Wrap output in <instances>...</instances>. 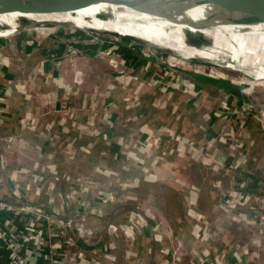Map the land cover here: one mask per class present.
<instances>
[{
    "label": "built area",
    "instance_id": "2783aa9c",
    "mask_svg": "<svg viewBox=\"0 0 264 264\" xmlns=\"http://www.w3.org/2000/svg\"><path fill=\"white\" fill-rule=\"evenodd\" d=\"M76 72L79 73L81 70H77ZM196 77L197 75L191 72V70H184L181 67L177 72L170 75V78L162 86L161 91L164 93L175 91L187 100H193L195 103L197 99L196 83L198 78L220 83L225 86L218 105L209 109V111L207 110L203 114L204 123L200 125L199 137L203 140V146L206 152H204V155L202 154L201 157L204 156V158H207L208 162L211 163L210 169L213 175L221 178L230 176L233 181L232 183H235L237 187L221 193L217 199L215 209H219L228 217L233 218L235 217V213L232 214V212L237 211L238 215L244 218L243 220L246 224L255 226L261 233L264 230V193L247 191L245 182L238 178L234 180L233 177L238 176L241 170L245 168L244 166L250 159V151L254 144L253 139L247 135V128L244 126V122L248 118H253L260 121L262 127H264V105L250 101L248 93L246 92L247 88L237 86V82L225 80L209 73L201 77ZM231 86L236 88V92L229 90ZM3 106H5V104H3ZM138 108L142 110L143 106L140 105ZM5 111L2 107L0 108V113H6ZM48 111L72 122L81 116L89 118V121L94 118L92 121L95 120L97 122V120H101L106 124V127L116 115V113L110 112L87 113L85 110H80L79 108L69 105L66 101H56L53 106H50ZM216 123L218 128L214 126ZM231 124H233V126ZM182 131L185 137H181L177 140L178 150L191 144V139L189 137L191 131L188 129H183ZM103 135L106 140H108V145L112 148L113 154L105 151L101 153V156L104 158H106V156H111L114 159L121 160V155L124 152L123 147L121 143L114 140L109 126L103 132ZM227 136L229 137L228 150L226 153V157L228 158H223L222 160L216 159L213 155L215 149L212 148H217L221 143H225V141H227ZM156 137V130L146 127L141 130L139 134L134 146V152L129 153V157L131 158L129 161L139 168V175L148 180L158 179L156 173L153 171L155 167L147 165L144 159L145 152L155 141ZM52 138H45L47 142L46 147L51 148V150L48 151L46 148L44 150L41 149V146L38 144L31 147L28 142L22 138L19 132L0 134V169L7 163L4 153L2 152L5 148L10 150L17 148L18 152H22L23 150L24 152L35 150V152L31 154L36 153V160H34V163H28L31 169H29L30 176L28 177L26 187L21 189L19 185L14 183L11 191L15 198L14 201H9L7 198L0 196V213L5 212L11 214L17 221L14 227L13 224L10 223V218L0 221V242L7 252L8 264H32L27 255L21 252L19 244L20 237L25 240H34L38 248L47 246L49 249V258L51 256V251L53 254V250H51L53 244L55 248L60 250L64 248L65 250L67 247L77 245V241H80L87 246H99L100 251L103 252V256L110 260L114 258L112 251L116 247L114 238L117 237V235L121 234V236L127 238L129 242H132L138 234L142 233L144 230H149L152 239L157 241L163 240L162 233L160 235L158 231V228H160L159 222H151L150 218L142 212L138 204L133 206L134 217L130 221L121 223L110 222L107 224L106 231L111 236L110 241L103 242L101 239L94 240L93 238L98 237L101 232H99L98 229H93L89 225V220L92 216L98 215L101 206L110 205L117 200V196L110 189H98L94 195L95 204L90 205L85 200H82L83 204L81 202L79 205L80 207L75 208L72 207L71 201L66 195L60 194L62 197L60 209L57 210V212L60 211L62 215H56V218H53L41 206L28 202L26 197L28 196L30 187H34L39 183L41 178L45 179V188L48 192L58 191L57 184L61 181L62 173H59L55 164L52 163L53 154L55 152H53V150H56L52 147V145H55L51 140ZM60 152L66 154L68 156L67 159L70 158L75 160L74 156L76 153L73 147L65 145L60 148ZM146 154L149 156L148 152ZM29 167L21 166V171ZM125 167L123 166L125 169L128 168L127 166ZM93 168L95 174H116V172L112 171L110 168L101 169L98 166ZM139 175H134V178L125 182H119L116 179V184L121 187H128L129 189L134 187L135 189L140 183ZM80 178L84 180L83 191L85 193L89 189L91 181L85 176L84 178L82 176ZM4 186H6V182L4 179L0 178V188ZM189 193L190 190L187 189L184 194V202L191 208L196 204V194L195 197L192 198ZM136 198L137 196L135 195L134 200H136ZM196 217L204 228L207 229L211 226L207 218L198 214ZM50 222L54 224V227L47 225V223L49 224ZM18 225L20 226L19 228L17 227ZM51 239L55 240L53 244L51 243ZM175 239L174 241L171 239V241H169V246L164 248V252L162 253L164 258L161 264H182L186 258H188V264H193L191 262L192 260H189L190 257H188L189 254H192V248L188 249V244H185L180 238ZM81 254L80 252L79 255ZM235 261L236 258L234 255L229 254L226 257L217 255L213 259L203 258L200 264H236ZM95 263L104 264L100 263L98 260H96Z\"/></svg>",
    "mask_w": 264,
    "mask_h": 264
},
{
    "label": "trees",
    "instance_id": "16d2710c",
    "mask_svg": "<svg viewBox=\"0 0 264 264\" xmlns=\"http://www.w3.org/2000/svg\"><path fill=\"white\" fill-rule=\"evenodd\" d=\"M225 87L220 83H215L211 81H201L197 82V99L194 103L193 100L186 102L184 105L182 96L177 92H159L155 91L150 97L148 94L145 97H150V102L144 105L145 97L140 104L143 106L142 110H139V106L130 108V109H121L118 114H116L108 126L111 128L113 138L116 142L121 143L124 152L121 155V160L131 159L129 157L130 152H134V146L136 141L141 133V130L146 127H150L156 130L157 137L151 146L145 152L144 159L146 160L147 165H153L155 169L165 167L167 170H172L174 176L178 182L179 187L172 188L164 182H158L155 180H148L140 176V182L142 184H148L149 182L153 183L154 186H158L161 189V202L160 206L162 209L170 208L177 210L182 216L178 219L174 218L172 223L177 225L180 229L185 227L189 230V235L191 237V244H188V249L192 248V254H189V260L191 259L193 264H200L203 258L213 259L215 256L226 257L229 254L234 255L236 258V264H257L261 261L264 264V247L261 250L259 257H253L256 255V251L252 252L251 249H254V240L257 239L255 236H252L248 240L241 238L231 237L227 238L225 235L231 232L232 228L241 224H246L244 218L238 215V212L235 213V217H228L225 213L219 211H211V204L215 199L220 196L222 191V178L216 175H213L212 170L210 169L211 163L208 162V159L201 157L206 152L203 146V140L199 137L200 125L204 123V113L210 108L214 107V104L222 98V89ZM213 106V107H212ZM159 118H155L158 117ZM91 119V118H90ZM94 118H92L93 120ZM89 121V118L81 116L76 118L75 121H68L61 118L59 115L51 118V121L39 124L36 121H30L28 127L32 129V132H36L38 135L43 138L49 137L52 138V142L55 145H52L56 149L57 153H60V156L63 159H66L68 156L63 152H60V148L69 145L75 149V158L79 156H85L89 164L92 167H100L101 169L109 168L105 160H101L100 154L108 151L113 154L112 148L108 145V140L103 135L104 124L103 121L94 120ZM251 120H256L253 118H248L244 122V126L247 128ZM92 121V122H91ZM10 122V121H9ZM8 122V123H9ZM17 122L12 121L9 124H12L15 129L18 127ZM39 124V125H38ZM40 126L39 129L36 126ZM233 126V124H231ZM108 126L106 128H108ZM105 128V129H106ZM184 128L190 130V139L191 144L180 150H178L177 140L181 137H185ZM51 133V135L44 134ZM47 139V138H46ZM225 143H221L213 151V155L216 159H223L221 154H226L228 150V140L229 137H226ZM111 150H110V149ZM149 153V156L146 153ZM226 152V153H225ZM223 154V155H224ZM89 155V156H87ZM206 156V155H205ZM161 159V160H159ZM130 162V161H129ZM131 169L139 172V168L135 166L132 162ZM110 165V163H109ZM186 168H193L197 171L199 168L201 171H205V174L209 177H206V182H201L203 174H197L195 182L186 180L184 177V172ZM31 168L22 169L20 171L21 176L24 180H28L30 176ZM111 169V168H110ZM17 170V169H16ZM158 170V169H157ZM45 179L41 178V183ZM62 183V181H60ZM59 183V184H60ZM67 191H52L48 192L45 189V194L48 195L56 209H60L61 195H66L71 202L81 203L85 193L83 191L84 180L80 177H72L71 179H66L64 182ZM140 183V184H141ZM46 187V186H45ZM190 190V197L194 198L196 194V204L189 208L184 202V194L186 190ZM158 191V190H157ZM159 192V191H158ZM160 193V192H159ZM61 194V195H60ZM137 196L134 193V196ZM139 204L137 200H134V204ZM177 205L178 207H175ZM159 206V205H158ZM172 206V207H170ZM141 208V207H140ZM150 219L153 218V214L146 208H141ZM170 210V211H172ZM216 210V209H215ZM184 212V214H183ZM104 213H106L104 211ZM133 209L129 211L128 214L123 217V220L130 221L133 219ZM201 215L204 218H207L211 226L209 228H204L199 221L197 220L196 215ZM209 217H208V216ZM177 220L178 222H175ZM154 243L148 245L147 251L164 252V248L169 246V241L167 243L165 240L157 241L153 239ZM134 246H136L134 244ZM253 254V255H252ZM130 259L134 258V264L139 261L141 256V251L134 247V249H129L127 254ZM162 256V255H161ZM164 258V257H163ZM162 258V259H163Z\"/></svg>",
    "mask_w": 264,
    "mask_h": 264
},
{
    "label": "crops",
    "instance_id": "0c3cea01",
    "mask_svg": "<svg viewBox=\"0 0 264 264\" xmlns=\"http://www.w3.org/2000/svg\"><path fill=\"white\" fill-rule=\"evenodd\" d=\"M23 33V32H22ZM15 36L21 37L19 34H14ZM12 35V36H14ZM18 36L15 39H18ZM20 41H12L10 43L9 41L3 42L1 44L0 42V108L6 112V113H0V134H8V133H20L22 138L28 142V144L33 147L35 144H38L41 146V149H47L48 151L51 150V148H47V142L45 141V138L38 135L36 132H32V129L28 127V124L30 121H36L39 124L46 123L51 121L50 118L56 117L57 114L49 112V104H48V94L50 92H54L55 90H60V92H63L64 84L72 79V75L74 74V71L70 68H68L64 63V56L65 53H63L61 50L50 48V49H42L39 44L34 40L33 42V48H28V45H25L27 38H19ZM52 44L54 43L51 41ZM23 43V44H21ZM20 44V47H19ZM27 46V48H26ZM13 47H15L17 50L14 51ZM102 48L96 49V51L101 50ZM139 49V50H138ZM95 51L94 55L97 54ZM17 54L16 60L12 59L10 57L11 54ZM142 49L136 48L134 50V66L140 65L141 62L144 61V58L141 57ZM32 55H38L37 59H35L31 65L25 68V60L27 58H31ZM64 55V56H63ZM67 60V58H66ZM89 60V59H88ZM64 81V82H63ZM203 81V78H198L197 82ZM209 81V80H205ZM197 86V83H196ZM23 87V89L19 88ZM225 87V86H224ZM233 92H236V88L234 86H231L230 89ZM223 91V89H222ZM162 92V91H161ZM153 94H151L152 96ZM180 95V94H179ZM150 96V97H151ZM181 96V95H180ZM146 98L144 101V105L146 106L147 103L150 102V99L152 98ZM150 98V99H149ZM184 105L186 106V102L189 103V100L184 98L182 96ZM147 102V103H146ZM219 100L214 104V107L218 105ZM5 104V106H3ZM26 104V106H25ZM264 105V102L263 104ZM213 107V106H212ZM211 109V108H210ZM119 112V111H118ZM118 112L116 114H118ZM15 121L18 124V127L15 129L13 128L12 124H9L10 122ZM9 122V123H8ZM38 124V125H39ZM36 126L37 129L40 128V126ZM215 128H218L217 123L214 125ZM106 126H103L104 131ZM187 129V128H186ZM247 135L248 137L252 138L254 141V144L250 151V159L244 166L245 168L241 170L240 174L238 176L233 177V179H240L245 182L246 190L247 191H254V192H260L261 194L264 193V127H262V124L258 120H251L249 122V126L247 127ZM111 136V134H110ZM113 136V134H112ZM38 140V141H36ZM118 149V148H116ZM12 150V149H11ZM35 152V150L26 151L24 150L22 152H18V149L14 148L12 150V153H9L7 155V163L6 165L0 169V178L4 179L6 182V186L0 188V196H3L4 198H7L9 201H14L15 198L12 194V187L14 183L16 185H19L21 189H24L26 187L28 180H24L23 176H21V166L29 167L28 163H34V160H36V153L31 154ZM226 153V152H225ZM224 154V153H223ZM221 154L223 158L227 159L226 154ZM100 159L105 160L104 157L100 154ZM66 159H63L60 156V153H57L55 150L53 154V160L52 163L55 164L57 170L59 173H62L59 163L63 162L65 163ZM77 160L76 162L71 163L70 165L77 168H80L77 162L86 160L85 156H79L75 158ZM24 164V165H23ZM28 165V166H27ZM30 168V167H29ZM17 169V170H16ZM114 169L117 170L118 174H121V169L119 167H115ZM124 169V168H123ZM158 169V170H157ZM156 170L160 172L161 178L163 179L162 182L166 183L172 188L176 187V184L174 183L175 174L170 169L167 170L166 168H157ZM20 170V171H18ZM128 169H126L127 171ZM131 172L134 173L135 176L139 175V172L136 170L130 169ZM64 174V175H62ZM61 174V181L62 183L57 184L58 191H67V187L64 182H66V179L72 178V177H83V175H86V173L82 172L79 175L76 173H73V175H66L65 172ZM104 176L108 175H99V181L96 183H92L89 186V189L85 192V196L83 200H85L88 204L93 205L94 202V195L95 192L99 189H110L116 196L117 200L110 204V205H104L99 208L98 215L92 216L89 220V225L95 229L99 230V236L94 237V240H103V242H107L111 240V236L106 231V226L108 223H121L125 222L120 221L118 218L116 219L115 215L116 212L120 209L122 210L123 205H128L133 208L134 205V191L137 194V197L139 196V188L140 183L137 188L132 191L131 189L124 192L120 185H117L113 180L111 182L106 179ZM103 177V178H101ZM46 178V177H45ZM173 180V183L170 180ZM104 180H108L104 183ZM222 191L221 193L227 192L231 188H235V183H232V178L230 176L222 178ZM258 181V182H257ZM100 182V183H99ZM260 182V183H259ZM103 184V185H102ZM107 185V186H106ZM38 186V187H37ZM45 186L46 183L41 182L37 183L34 187H30L28 196L26 199L30 203L37 204L41 206L46 212H48L53 218H56V215H62V213L59 211L57 212L56 205L48 199V195L45 194ZM121 187V191H113L114 188L117 189V187ZM37 187V188H36ZM237 188V187H236ZM123 190V191H122ZM220 193V195H221ZM218 199V198H217ZM217 199L213 201L211 204L210 210L211 211H219V209L215 210V205L217 202ZM139 204H141L140 201H138ZM83 204V202H82ZM71 205L73 208L80 207L79 203L77 202H71ZM84 206V205H82ZM140 206V205H139ZM141 208L148 209V206H144L142 203ZM151 208V207H150ZM157 208L154 210H149L153 214V218L150 219L151 222H156L155 220L158 217L157 214ZM104 211L106 213H104ZM156 211V212H155ZM59 213V214H57ZM208 216V215H207ZM209 217V216H208ZM6 218L11 219V224L14 225L17 224L16 218L12 216L11 214H7L5 212L0 213V221L4 220ZM158 220H160L158 218ZM161 228L164 227L166 232H162L165 234V242L170 241L172 238H179V234H176V232H173L171 230V226H175L172 222L168 220H163V222L160 220V223H158ZM45 225V224H44ZM48 226L54 227V224L50 222L47 223ZM20 227L19 225L17 226ZM255 227V226H251ZM230 233V232H229ZM228 233V234H229ZM170 237H169V235ZM262 236H264V230L261 232ZM256 235V234H255ZM260 235L257 236V239L254 240V249H251L252 252L256 251V255L252 254L253 257H259V254L261 250L264 247V237ZM231 238V237H230ZM256 238V236H255ZM170 239V240H169ZM115 249L112 251V254L114 256L113 260L108 259L107 257L103 256V252L100 251L99 246H87L81 243L80 241H77V245L73 247H67L60 250L58 248H55V245L53 242L55 240L51 239V243L53 244V247L51 250H53V254L51 251L50 258L49 255V249L47 246H44L43 248H38L37 244L34 240H25L24 238H19V244L21 248V252L26 254L29 260L32 264H96V260H98L100 263L104 264H134V258L130 259L128 258V250L137 248L141 251V256L139 257V261L135 264H161L163 254H160V252H152L150 253L147 251L148 245H152L154 243L151 234L149 230H144L142 233L138 234L136 238L129 242V240L123 236H120L119 238L115 237ZM46 244V243H45ZM134 244L136 246H134ZM42 247V246H41ZM82 253L79 255V253ZM189 256V255H188ZM0 264H8V257L7 252L3 248L2 243L0 242ZM182 264H188V258L184 260ZM257 264H263L261 261L257 262Z\"/></svg>",
    "mask_w": 264,
    "mask_h": 264
},
{
    "label": "water",
    "instance_id": "95a60500",
    "mask_svg": "<svg viewBox=\"0 0 264 264\" xmlns=\"http://www.w3.org/2000/svg\"><path fill=\"white\" fill-rule=\"evenodd\" d=\"M95 3L124 5L170 20L185 17L189 10L199 8L198 20L191 21V18L186 16V19H181L182 22L201 29L217 31L222 35L225 34V30L238 31L233 25L251 27L264 24V0H0V14L28 11L64 12ZM186 31H188L187 35ZM111 34L145 46L146 51L141 53L144 61L134 66L130 72L115 75L110 81L95 84L96 86H88L85 83L82 71L74 72L72 79L64 84L63 92L55 90L48 94L49 106H53L56 101H66L69 105L87 113H117L124 108L130 109L140 105L148 94L151 96L155 91L161 92L170 75L181 68L173 62V58L184 59L182 62L194 59V56L180 55L168 46L150 42L141 36L121 34L116 31H111ZM208 38L211 42L214 40L202 32L185 30L182 42L187 48L200 49L209 46ZM19 88L23 89V87Z\"/></svg>",
    "mask_w": 264,
    "mask_h": 264
},
{
    "label": "rangeland",
    "instance_id": "374dc122",
    "mask_svg": "<svg viewBox=\"0 0 264 264\" xmlns=\"http://www.w3.org/2000/svg\"><path fill=\"white\" fill-rule=\"evenodd\" d=\"M16 24L18 25L17 30L10 31L4 37L0 36L1 44L9 40L20 41L19 38H25V39L27 38L25 45L29 44L28 48H33L34 40L39 44V46L42 49H50V48L56 49L55 47H57L58 50H61L63 53H65V56L63 55L65 65L68 68L72 69L74 72H76L77 70H81L84 74L83 79L85 83H87L88 86H93V85L96 86L95 84H102L104 82L106 83L110 81L115 75H118V74L123 75V74L130 72L132 68L134 69V50L136 48H140L142 49L143 52L146 51L145 46L139 43L130 41L124 37L115 36V35L105 36L102 34L93 33L84 28L76 27L70 24L55 26L52 32H47L43 34H40V32L35 31L34 28H32L34 26H28V23H24L21 20H17ZM0 28L4 29V28H8V26L0 24ZM14 34H19L21 37L17 35L18 39H15L17 36H15ZM187 34H188V31H186V35ZM208 40L209 41L207 42V45H211L213 43V40L212 42L210 38H208ZM12 41H9V42L12 43ZM51 41H53L54 43L52 44ZM19 47H20V44H19ZM98 48L99 49L102 48V49L99 51H96V49ZM13 50L16 51L17 49L13 47ZM95 51L97 52L96 55H94ZM10 57L16 60L17 54L16 53L11 54ZM37 57L38 55H32L31 58H27V60H25V68L31 65L32 62L35 59H37ZM173 60H174L173 62L180 65L184 70H191V72L197 75V77H201V76L206 75V73L207 74L209 73L219 78H223L225 80H229V81L232 80L234 82H237L239 83V84L236 83L237 86H243L247 88L246 92L248 93V97L250 101L255 102L256 104H262L264 102V79L261 81L260 80L255 81L252 77H249L240 71L232 70L227 67L218 66L215 63H212L209 61H200V60L198 61L195 58L187 59L186 61H183V62L182 60L184 59L179 60V59L173 58ZM155 118H159V116ZM46 133L47 131L44 134ZM47 135H51V133H47L46 136ZM46 138L49 139V137H46ZM54 151L55 150H53V152ZM2 152L4 153V157L7 160V155L9 153H12V150L5 148L4 150H2ZM122 157H124V155H122ZM64 161L65 163L63 162L59 163V166L61 168L60 170L63 171L62 173L65 172L66 175H70L71 173H72L71 175H73V173L83 175L80 173L84 172L86 173V175H83V176L89 178L92 183H95V181L97 183L99 181V178H98L99 174L94 173L93 171L94 168L89 164L88 160H84V161L80 160L79 162H77L80 168H77L78 166L73 167L70 165L71 163L76 162L77 160L66 158V160ZM105 162L107 166H110L109 168H111L112 171L116 172L115 175L110 174L108 176H104L106 179L109 180L110 178L116 183V179L119 182H125V181H129L132 178H134V173L130 171V169L132 168L130 164L131 162H129L128 160H125V159L119 160V159H114L111 156H106ZM152 165H153V162H152ZM123 166L124 167L127 166L128 170L126 171L125 169L126 167L123 169ZM115 167H119V169L122 168L121 169L122 173L118 174L117 170L114 169ZM163 169H165V167H163ZM184 170H185L184 172L185 179L191 182H195V178H197L196 176L198 173L203 174V178L201 182L205 183L206 177L209 178L205 174V171L204 170L201 171L199 168L197 169V171L194 170L193 168H189V169L186 168ZM153 171L156 173L157 178H158L157 179L158 182H155V183L162 182L163 179L160 177L161 176L160 172L157 171L156 169H153ZM108 180H104V183ZM111 180L109 181L111 182ZM170 181L173 183L172 179ZM174 183L176 184V187L178 188L179 185L176 179L174 180ZM158 186L157 184L156 186H154V184L151 182H149L148 184L141 183L140 188H139V196L136 198V200L137 202L140 201L141 204L143 203L145 207L148 206V210H151V209L154 210L155 208L158 209L156 210L158 214V217H156L157 219L155 220L156 223L157 222L160 223V220L162 222L163 220H168L172 222L174 221L172 219L174 218L178 219L182 215L178 213L177 210L175 209L173 210L170 208L162 209V207L160 206V203H162L161 193L164 191L159 189ZM115 187H117V189L114 188L113 191L115 190L118 192L121 191L119 190L121 189V187L119 186H115ZM122 189L124 190V192L130 190L128 187H124V186ZM131 190L134 191V187ZM141 204H138V205L141 206ZM174 206L178 207L177 205H174ZM131 209L133 208L126 204L123 205L122 210L120 209V211L118 210L116 212V215H115L116 219L118 218L120 221H124L123 217H125V215L128 214L129 211H131ZM158 218L160 220H158ZM175 222H178V221L175 220ZM171 230L173 232H176V234H179L178 235L179 238L182 241H184L185 244H191L192 240L188 233L189 232L188 228L185 227L184 229H180L177 225H175V226H171ZM158 231L160 235L162 232H166L164 227L158 228ZM258 235L262 236V234L259 232V230L256 227H251L248 224H241V225L236 226L235 229L232 228L231 232L229 234H226L225 236L229 239L230 237H234V238H241V239L244 238V240L245 239L248 240L252 236L257 237ZM120 236L121 234L117 235L118 238ZM162 236H163L162 238H165L164 233ZM172 240L174 241L176 239L172 238Z\"/></svg>",
    "mask_w": 264,
    "mask_h": 264
},
{
    "label": "bare ground",
    "instance_id": "6f19581e",
    "mask_svg": "<svg viewBox=\"0 0 264 264\" xmlns=\"http://www.w3.org/2000/svg\"><path fill=\"white\" fill-rule=\"evenodd\" d=\"M199 13L200 9L194 8L186 12V16L191 18V21H195L199 19ZM185 17L170 20L124 5L95 3L64 12L28 11L0 14V24L8 26V28H0V36L17 30V20L28 23V26H34L32 28L40 34L52 32L55 26L69 24L105 36H111V31H116L121 34L141 36L150 42L168 46L180 55L189 54L198 61H209L218 66L237 70L255 80L264 79V24L251 27L233 25L238 31L225 30V34L222 35L217 31L184 23L181 19H186ZM185 30L202 32L212 37L213 43L200 49L187 48L182 42Z\"/></svg>",
    "mask_w": 264,
    "mask_h": 264
}]
</instances>
